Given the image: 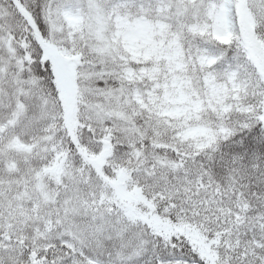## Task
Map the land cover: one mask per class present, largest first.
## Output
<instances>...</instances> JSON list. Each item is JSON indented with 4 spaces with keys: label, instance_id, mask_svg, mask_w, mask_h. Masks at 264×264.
Masks as SVG:
<instances>
[{
    "label": "snow or ice",
    "instance_id": "obj_1",
    "mask_svg": "<svg viewBox=\"0 0 264 264\" xmlns=\"http://www.w3.org/2000/svg\"><path fill=\"white\" fill-rule=\"evenodd\" d=\"M0 264H264V0H0Z\"/></svg>",
    "mask_w": 264,
    "mask_h": 264
}]
</instances>
